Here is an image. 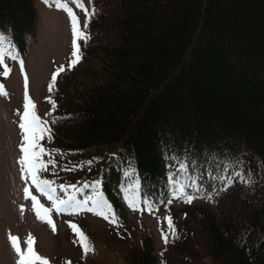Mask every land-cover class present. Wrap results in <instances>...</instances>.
<instances>
[{"label":"trees","instance_id":"obj_1","mask_svg":"<svg viewBox=\"0 0 264 264\" xmlns=\"http://www.w3.org/2000/svg\"><path fill=\"white\" fill-rule=\"evenodd\" d=\"M100 17L49 120L56 149L82 157L58 176L77 192L98 183L90 197L118 215L128 189L162 206L191 184L220 203L195 226L208 261L264 264V0H105ZM37 21L36 0H0L19 56ZM189 252L160 263L147 234L126 264H196Z\"/></svg>","mask_w":264,"mask_h":264},{"label":"rangeland","instance_id":"obj_2","mask_svg":"<svg viewBox=\"0 0 264 264\" xmlns=\"http://www.w3.org/2000/svg\"><path fill=\"white\" fill-rule=\"evenodd\" d=\"M104 1L84 0L89 10L95 8V15L88 26L90 39L87 43L98 37L96 23L101 19L100 12L103 10ZM69 6L80 18L81 27H83L84 13L71 2ZM36 7L38 21L35 38L28 47L27 54L19 56V59L23 60V72L19 61L7 59L6 63L11 68V73L7 77L0 74V84L4 85L8 93L7 96L0 95V264H17V254L10 243L9 234L20 237L22 248L26 247L23 242L31 234L35 238L36 251L42 257H46L50 264H68V262L71 264H126L131 246L134 243H141L147 234L153 237L155 255L160 263L168 256L169 251L174 249L189 251L190 249L188 255L196 259V264H211L204 250L198 247L195 226L203 209L216 213L220 203L212 197L202 198L196 193L197 189L194 186L185 189L188 195L195 197L191 203H185L183 199L176 198L180 194L174 192L169 200L171 203L168 202L162 206L150 203V200L143 201L136 192L128 189L124 212L118 215L113 210L116 223L96 215L95 210L89 211L92 206L81 208L75 215L57 214L53 210L51 219L55 223V231L48 223L37 218L31 199L25 198L24 188L27 186L33 191L32 195L36 196L41 204L44 203L45 207L51 208V202L33 189L30 179L27 183L25 179H22L21 166L18 163L22 155L20 151L22 132L19 127L21 119L17 113L24 111V76L27 75V91L36 104L37 114L49 121L57 113L65 110L67 100H70L69 97L66 99L67 90L64 86L67 79L73 76L72 73H79L87 66V59L84 58L83 52L87 43L78 42L81 46L82 59L74 67L69 68L68 64L73 51L70 18L65 11L57 9L54 0L48 1L47 4L44 0H36ZM60 66H64L65 71L57 77L55 88L50 93L48 88L51 77ZM2 72L3 67H0V73ZM49 98L56 102L57 107L54 111ZM41 143L52 152L56 161V166L54 168L49 166V170L43 172L45 176L42 178L54 181L55 186L59 188L61 185L72 186L73 184H65L64 179H70L69 177L61 178L58 174L62 172L61 168L68 172L71 165L79 163L82 160L80 154L57 150L47 136ZM86 157L87 154L83 156V159ZM89 158L91 159L92 156ZM44 159L47 160V157ZM95 167L94 169L100 170L99 166ZM58 177L63 179L61 183ZM182 181L184 183V179ZM74 195L81 202L90 197L83 198L77 193ZM133 195L138 198V210L129 207L128 198ZM62 199L65 198L62 197ZM21 208L24 209L23 212ZM168 216L172 218L178 238L173 239L170 236L169 242L165 244L162 230L168 231L165 219ZM70 223L80 227L94 247V251L85 255Z\"/></svg>","mask_w":264,"mask_h":264},{"label":"snow or ice","instance_id":"obj_3","mask_svg":"<svg viewBox=\"0 0 264 264\" xmlns=\"http://www.w3.org/2000/svg\"><path fill=\"white\" fill-rule=\"evenodd\" d=\"M47 4L48 0H44ZM69 2L75 5L76 8L80 9L85 16L83 27H81L80 18L77 16L72 7L69 6ZM91 2V0H89ZM55 6L59 10H63L67 13L71 22V29L73 34L72 42V57L69 60L68 67H74L82 59L81 55V46L79 41L87 43L90 39V33L88 32V26L91 22L92 17L95 15V8L93 7L89 10L85 6L84 0H54ZM51 6V5H49ZM7 59L13 61H19L21 71L23 72V60L19 59V53L16 50L15 46L12 44L10 37L0 34V67H3V72L0 73L3 76L7 77L11 73V68L6 63ZM65 71L64 66H60L51 77V82L49 84V92H53L57 77L60 73ZM25 102H24V111L23 113H17L20 116L21 122L19 127L22 132V142L20 145L21 157L18 160V163L21 166L22 179H25L26 183L30 179L32 185L35 189L45 196L51 202V208L45 207L40 203L38 198L32 195L30 189L26 186L24 188L25 198L31 199L33 210L36 213L38 219L43 222L48 223L52 230L55 231V223L51 219V213L54 210L57 214L68 213L75 215L79 212L81 208L86 207L89 202H91L92 208L89 211L95 210V214L103 217L105 220H109L111 223H116V216L113 212L111 206L104 200L103 196L97 193L95 197H88L83 202L78 201L75 195H70L66 199H61L57 195V188L54 181L42 178V173L49 170V166L55 167L56 161L53 158L52 152L46 149L41 141L47 136L48 139H51V127L49 121L42 119L36 112V104L31 96L28 94V78L25 74ZM0 95L7 96L8 93L4 88V85L0 84ZM49 102L52 104V110L54 111L57 107L56 102L49 98ZM56 121L53 120L52 123ZM47 157V160L44 158ZM181 171H186V164L180 165ZM250 182V180L248 181ZM99 187L97 183L94 185ZM87 187V185H86ZM186 187H192L191 184H180L175 187V193H179L180 196L176 197L178 199H183L185 203H191L195 198L193 195H188L185 192ZM75 192L78 189H75L72 186L61 185L60 190L62 192H68L69 190ZM199 191V189H197ZM129 207L133 210H138V198L133 195L131 198H128ZM171 203V201H169ZM23 212L24 209L21 208ZM47 217V219H45ZM168 224V231L164 232L162 230V238L167 244L169 242L170 236L175 239L176 229L172 222L171 216L165 218ZM70 227L73 229L77 235L78 242L82 246L85 255L89 252L94 251V247L90 244L88 237L76 224H71ZM9 240L12 244L13 250L17 254V264H50L49 260L46 257H42L35 249V238L29 234L28 238L23 242L26 247H21L20 237L9 234ZM71 264V262H68Z\"/></svg>","mask_w":264,"mask_h":264}]
</instances>
